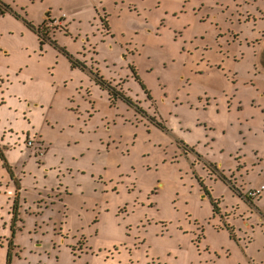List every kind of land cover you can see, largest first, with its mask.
Masks as SVG:
<instances>
[{
  "label": "rangeland",
  "instance_id": "obj_1",
  "mask_svg": "<svg viewBox=\"0 0 264 264\" xmlns=\"http://www.w3.org/2000/svg\"><path fill=\"white\" fill-rule=\"evenodd\" d=\"M261 45L264 0H0V264H264Z\"/></svg>",
  "mask_w": 264,
  "mask_h": 264
},
{
  "label": "trees",
  "instance_id": "obj_2",
  "mask_svg": "<svg viewBox=\"0 0 264 264\" xmlns=\"http://www.w3.org/2000/svg\"><path fill=\"white\" fill-rule=\"evenodd\" d=\"M106 13V12H105ZM107 15V14H106ZM107 17V16H106ZM61 20H62V18H61ZM106 19H103V21L105 22V23H103V25L107 28L108 26H109V24H107V21H105ZM48 21H50V23H52V19H51V17L49 18L48 17ZM46 24V23H45ZM45 24H43V25H41L42 26V29L44 28V31H46V30H48V34L52 31V28H57L58 26V24L57 25H54V26H49V28L48 27H45ZM46 29V30H45ZM40 33H42V31L40 30ZM73 63V67H76L77 66V64L75 63V62H72ZM115 93H116V91L114 90V91H111V94H112V96H114L115 95ZM125 99H127L126 97H125ZM127 101L129 102V101H131L132 102V104H133V106H135L137 109H139L141 112H143L142 111V109L141 108H138L137 107V105L134 103V101L131 99V100H129V99H127ZM4 149H5V147H4ZM3 149V150H4ZM0 157H1V159L3 160V161H5L6 162V165H5V167H7V168H9L10 169V167L9 166H7V160H6V158L4 157V154H3V152H2V150L0 149ZM206 192L209 194L210 192L208 191V190H206ZM214 203H216L215 205H214V212L217 214V213H220V208H219V201H217L216 200V202H215V200H214Z\"/></svg>",
  "mask_w": 264,
  "mask_h": 264
},
{
  "label": "flooded vegetation",
  "instance_id": "obj_3",
  "mask_svg": "<svg viewBox=\"0 0 264 264\" xmlns=\"http://www.w3.org/2000/svg\"><path fill=\"white\" fill-rule=\"evenodd\" d=\"M257 63L259 65V67H262V64H264V45L263 46L261 45L259 48ZM217 91L219 93H224V92H226V88H223L221 90L217 89Z\"/></svg>",
  "mask_w": 264,
  "mask_h": 264
},
{
  "label": "built area",
  "instance_id": "obj_4",
  "mask_svg": "<svg viewBox=\"0 0 264 264\" xmlns=\"http://www.w3.org/2000/svg\"><path fill=\"white\" fill-rule=\"evenodd\" d=\"M60 21H61V19L52 20V23L49 26H54V25L60 24ZM49 26H48V28H49ZM261 190L264 192V186L262 187ZM261 190L254 192V194L255 195L261 194L262 193Z\"/></svg>",
  "mask_w": 264,
  "mask_h": 264
},
{
  "label": "crops",
  "instance_id": "obj_5",
  "mask_svg": "<svg viewBox=\"0 0 264 264\" xmlns=\"http://www.w3.org/2000/svg\"><path fill=\"white\" fill-rule=\"evenodd\" d=\"M50 15V14H49ZM259 72L261 73V74H264V68L263 67H259ZM216 92H215V94L218 96L219 94H218V92H217V90L216 89H214Z\"/></svg>",
  "mask_w": 264,
  "mask_h": 264
},
{
  "label": "water",
  "instance_id": "obj_6",
  "mask_svg": "<svg viewBox=\"0 0 264 264\" xmlns=\"http://www.w3.org/2000/svg\"><path fill=\"white\" fill-rule=\"evenodd\" d=\"M47 16H49V14L47 13Z\"/></svg>",
  "mask_w": 264,
  "mask_h": 264
}]
</instances>
